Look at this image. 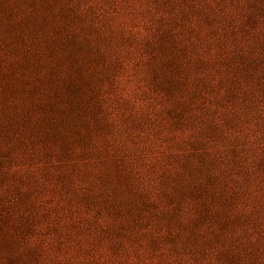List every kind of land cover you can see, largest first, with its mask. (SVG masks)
I'll list each match as a JSON object with an SVG mask.
<instances>
[{
    "label": "rangeland",
    "instance_id": "rangeland-1",
    "mask_svg": "<svg viewBox=\"0 0 264 264\" xmlns=\"http://www.w3.org/2000/svg\"><path fill=\"white\" fill-rule=\"evenodd\" d=\"M0 264H264V0H0Z\"/></svg>",
    "mask_w": 264,
    "mask_h": 264
}]
</instances>
